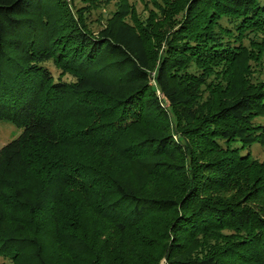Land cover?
I'll return each instance as SVG.
<instances>
[{
    "label": "trees",
    "instance_id": "trees-1",
    "mask_svg": "<svg viewBox=\"0 0 264 264\" xmlns=\"http://www.w3.org/2000/svg\"><path fill=\"white\" fill-rule=\"evenodd\" d=\"M99 1L0 0V264H264V3Z\"/></svg>",
    "mask_w": 264,
    "mask_h": 264
},
{
    "label": "rangeland",
    "instance_id": "rangeland-1",
    "mask_svg": "<svg viewBox=\"0 0 264 264\" xmlns=\"http://www.w3.org/2000/svg\"><path fill=\"white\" fill-rule=\"evenodd\" d=\"M77 1V0H76ZM119 0H100L97 7L94 8L92 13L90 14L91 24L90 27L97 31L100 26L104 23L105 19L110 16V14L116 9ZM129 4L133 5L138 12L142 16L147 14V8L151 5V0H127ZM264 3V0H261ZM52 70L55 69L50 66ZM264 76V70L261 71L260 77ZM21 129L14 126L8 120H0V148L9 142L10 140L14 139L19 135ZM251 155L253 158L257 159L260 162L264 163V146L259 144H255L251 147ZM2 259H0V262ZM160 264H164V259L160 260Z\"/></svg>",
    "mask_w": 264,
    "mask_h": 264
}]
</instances>
